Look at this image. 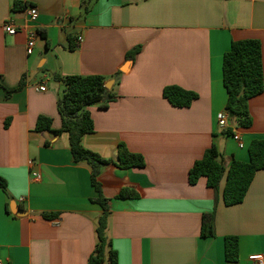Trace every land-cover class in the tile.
I'll list each match as a JSON object with an SVG mask.
<instances>
[{
	"label": "crops",
	"instance_id": "1",
	"mask_svg": "<svg viewBox=\"0 0 264 264\" xmlns=\"http://www.w3.org/2000/svg\"><path fill=\"white\" fill-rule=\"evenodd\" d=\"M30 6L39 12V37L28 56ZM7 22L16 35L4 31ZM79 36L84 42L70 51ZM248 39L260 41L264 69V0H0V177L7 183L6 192L0 188V263L87 264L96 247L103 210L91 201L98 193L90 166L73 160L67 134L54 133L46 145L35 131L39 116L51 118L53 130L62 126L57 102L65 86L55 74L102 75L118 96L107 109L89 108L95 132L83 138L84 148L116 160L125 143L146 161L126 170L107 165L99 177L110 199L108 236L117 264H255L264 256V170L244 201L230 207L222 198L225 180L219 192L206 178L188 180L213 145L228 167L249 162L251 142L264 137V91L249 102V129L230 120L244 148L217 122L228 99L223 57L233 41ZM138 46L135 59H126ZM20 85L6 97L3 87ZM173 85L198 99L188 108L172 106L163 90ZM124 188L140 198L117 199ZM12 201L26 217L11 212ZM216 202V236L204 238L202 217ZM227 236L239 238L237 262L225 258Z\"/></svg>",
	"mask_w": 264,
	"mask_h": 264
},
{
	"label": "trees",
	"instance_id": "2",
	"mask_svg": "<svg viewBox=\"0 0 264 264\" xmlns=\"http://www.w3.org/2000/svg\"><path fill=\"white\" fill-rule=\"evenodd\" d=\"M41 35L45 37L44 33ZM76 48L77 44L71 40L68 49L73 51ZM140 50V46L130 50L126 59L133 61ZM54 79L65 86L64 92L57 102L62 126L59 130H53V120L46 116H39L35 131L38 133L52 131L57 136L67 134L73 160L76 163L84 162L90 166L92 185L98 193V197L91 199V201L99 204L103 212L96 226V247L87 264H105L106 262L117 264L118 254L108 236L110 199L102 194L99 177L103 169L110 164H114L122 170L144 168L146 166L145 158L141 154L131 152L125 143L118 145L116 160L104 159L97 153L84 148L83 138L95 132L94 121L89 108L97 106L101 109H107L118 98L115 93L106 88L104 76H62L55 74ZM223 81L228 94L226 111L230 115V120L235 121L237 126L243 129H249L253 125L249 102L264 91L263 56L260 41L248 39L232 42L230 51L225 53L223 57ZM21 89L22 85L15 89L3 87L6 97H10ZM163 96L172 106L177 108H188L194 100L198 99L196 93L174 85L165 87ZM7 126L8 121H6ZM226 133L232 134L233 131L228 128ZM45 143L50 145L51 142L46 140ZM248 150L249 162L233 160L227 167L220 158L217 147L213 145L190 169L188 175L190 185H196L201 178H206L207 186L219 192L221 183L225 180L222 191L224 204L228 207L241 204L256 174L264 170V137L253 140ZM0 188L4 192L7 191V183L2 177H0ZM116 198L139 199L140 193L133 188H124ZM216 210L217 202L213 212L204 214L202 217L201 236L204 238L216 236ZM42 216L45 219H54L57 214L43 213ZM225 258L228 262L238 261V237H225Z\"/></svg>",
	"mask_w": 264,
	"mask_h": 264
},
{
	"label": "built area",
	"instance_id": "3",
	"mask_svg": "<svg viewBox=\"0 0 264 264\" xmlns=\"http://www.w3.org/2000/svg\"><path fill=\"white\" fill-rule=\"evenodd\" d=\"M25 12H26V17H27L29 24L32 25L31 28H28L26 30V35H27L26 54L28 56H31L35 52L37 39L39 37L38 30L34 27V25L38 21L39 12H38L37 8L32 7V6L26 8ZM4 31L8 35H16L17 28L12 22H7L4 24ZM83 42H84L83 37L79 36L76 40L77 47L80 46ZM38 90L39 91H45L46 86L45 85L39 86ZM217 122H218V125L220 128H222L223 130H227L229 128V123H230L229 113L227 111H223V112L218 113ZM232 138L235 142L238 143L240 148L245 147V145L242 141L241 135L239 133H233ZM28 164L30 167H33L34 161L29 160ZM32 177L35 180H39L41 178L40 174L36 171L32 172ZM0 264H2V263H0ZM255 264H264V256H257L255 258Z\"/></svg>",
	"mask_w": 264,
	"mask_h": 264
},
{
	"label": "water",
	"instance_id": "4",
	"mask_svg": "<svg viewBox=\"0 0 264 264\" xmlns=\"http://www.w3.org/2000/svg\"><path fill=\"white\" fill-rule=\"evenodd\" d=\"M105 86H106L107 89L110 88L109 83H106ZM231 116H232V115H231ZM43 136H44L47 140H49V141H52V140L56 137V135H55L52 131H45V132L43 133ZM10 210H11V212H12L14 215H16V217H18V218H24V217L27 216L26 211L20 209V207L16 204L15 201H12V202L10 203Z\"/></svg>",
	"mask_w": 264,
	"mask_h": 264
}]
</instances>
